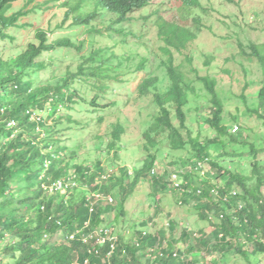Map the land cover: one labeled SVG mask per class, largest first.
Returning a JSON list of instances; mask_svg holds the SVG:
<instances>
[{"label": "trees", "instance_id": "obj_1", "mask_svg": "<svg viewBox=\"0 0 264 264\" xmlns=\"http://www.w3.org/2000/svg\"><path fill=\"white\" fill-rule=\"evenodd\" d=\"M60 1L0 0V264H4L5 259L8 260L6 264H84L85 261L88 264H140L139 254L156 244L155 238H142L143 230H140L135 236L139 237V243L143 241L141 246L135 239L131 245L123 246V240L111 229L110 234L118 241L115 251L107 258L108 243L96 256L88 252L89 245L69 240L72 234L83 229L85 223L89 224L85 231L110 229L105 217H109L112 203L92 197L93 193L99 191L106 198L111 197L122 210L130 193L124 186L129 176L127 168L120 169L122 176L106 178L99 156L91 169L79 165L73 160L80 151L79 145L71 142L73 145L68 149L61 139L65 132L72 133V137L91 133L95 152L101 155L105 149L108 157L112 155L108 167L118 160L125 129L117 119L122 112H107L118 105V102H110L113 85L132 90L124 105L136 106L138 100L151 96L150 103L155 109L142 133L146 159L133 169L132 181L128 183L131 189L150 177L155 190L159 185L165 191L164 183L168 182L171 173H178L179 187L191 191L189 194L180 192L177 197L181 204L194 203L199 218L213 224V231L217 233L215 240L201 239L199 245L205 249L212 245L222 253L235 250L246 257L242 247L233 248L232 242L243 238L247 243L257 245L259 252H264V109L259 112L264 107V88L257 93L256 109L249 111L250 115L256 116V122L247 127L230 113L232 120H228L215 91L214 80L201 78L203 91L208 95L205 99L210 116L204 122L206 130H199L193 136L194 132L186 123L188 118L191 121V93L195 99L200 98L189 79L191 71H197L194 67L195 70L191 69L193 35L175 23L158 25L157 36L166 45L161 49L165 59L162 63L169 80L166 91L159 93V78L150 72L138 73L133 82L110 73L111 57L105 54L112 45V33H124L122 26L133 24V15L149 7L154 0H96L94 9L99 15L97 12L86 15L87 0ZM179 1L181 9H191L201 3L200 0ZM42 3L44 9L50 7L41 11ZM52 9L61 10L63 15L60 22L56 20L54 30L49 28L50 20L48 28L41 26ZM186 14L191 16V13ZM106 15L114 18L108 26L100 23L97 29L91 27L98 19L103 22ZM31 18L38 26L32 24ZM66 23L70 24L65 26ZM116 25H119L118 29H115ZM73 27L86 29L85 39L77 45L69 37L51 38L56 30ZM31 30L34 33L32 39L24 45ZM101 41L110 43L106 46ZM88 46L92 48L89 53L86 52ZM65 49L75 50L81 62L60 65L57 58ZM172 51L180 57L181 64L175 65ZM252 56L260 64L264 76V52L260 54L254 48ZM183 59L186 69L182 68ZM183 130L187 131L186 140L181 135ZM255 132H263L259 133L261 138L257 139ZM68 137L66 135V139ZM188 148L192 152L189 167L196 173V184H193L192 176L181 174L175 167L170 172L161 169L158 176L151 174L157 167L158 158L169 157L168 165L171 166L175 153ZM56 181L70 183L65 196L51 189ZM235 190L238 196L231 204H244V210L237 215H246L248 224L242 219L233 222L231 214L213 197L214 191L226 196ZM100 202H104V206ZM221 214L223 219L218 223L210 220L212 216L218 219ZM149 223L154 225V221ZM149 223L147 221L143 226L147 228ZM176 228V225L171 226L173 233ZM59 231L63 242L51 243L50 237ZM219 233L223 234L222 238ZM187 239V234L183 233L181 240ZM166 260L156 264H169ZM174 261V264H181Z\"/></svg>", "mask_w": 264, "mask_h": 264}, {"label": "rangeland", "instance_id": "obj_2", "mask_svg": "<svg viewBox=\"0 0 264 264\" xmlns=\"http://www.w3.org/2000/svg\"><path fill=\"white\" fill-rule=\"evenodd\" d=\"M200 2L197 7L181 9L179 0H154L149 7L135 13L132 18L133 24L122 26L124 33H118V31L112 33V45L110 50L105 53L107 57H111L110 73L119 76L122 80L133 82L138 73L150 72L152 76L159 78V93H164L169 80L166 78V70L162 63L165 59L161 49L166 45L157 36L158 25L162 26V22L175 23L176 26L188 30L186 33H191L194 38L190 42L191 69L195 68L197 71H191L189 79H191V86L193 85L195 94L200 98L195 99L191 93V121L188 118L186 122L187 126L194 132L193 136L199 130H206L207 127L204 122L210 116L208 100L205 99L208 95L203 91L201 78L214 80L215 91L223 103L225 116L228 120H232V116L228 114L230 113L239 122L247 124V127H252L256 122V116L250 115L249 111L256 109L258 105L257 93L261 88H264V76L261 66L257 59L252 56L254 48L260 54L264 52V0H200ZM40 6H42L41 11L50 7L46 6L44 9L43 3ZM85 8L86 15L94 12L99 15L98 10L94 9L96 8V0H87ZM186 12L191 13V16H188L189 14L187 15ZM47 16L41 26L48 28V21L50 20L52 24L49 28L53 27L54 30L56 20L60 22L63 15L61 10L56 9L53 11L52 9L49 10ZM147 16H149L148 19H146ZM33 19L31 18L32 24L38 26V23L34 22ZM113 20V16L106 15L103 22L98 19L91 23V27L97 29L100 23L108 26ZM69 24L66 23L65 26ZM118 27L119 25H116L115 29H118ZM85 32L86 29H83V27H73L66 30L63 28L56 30V33L53 32L51 38L69 37L71 42L77 45L78 42L85 39ZM33 34L32 30L27 34L24 45L32 39ZM167 36H169L168 32ZM101 42L106 46L110 43V41ZM173 42L176 43V38H173ZM91 51L92 48L88 46L86 52ZM171 53L175 56V65L181 64L177 53H173V51ZM57 62H61L60 65L65 63L74 65L81 62V59L75 50L65 49L61 50ZM205 62L208 65H205ZM186 66L183 59L182 68L186 69ZM130 91L132 90L128 89L127 86H111L112 101L110 102H118V105L107 112H122V115H119L117 119L125 129L121 141L122 151L118 155V160L111 162L113 163L111 167H108V163L112 160V155L108 157L105 149H103L101 155L95 152L93 147L95 141L91 138L93 136L91 133L77 135V137H72V133L67 132L61 134V139L65 141L68 149L73 144L79 145L80 151L73 158L77 164L91 169L99 156L106 178L109 176L111 178L122 176L121 168H127L129 172L124 186L127 188V192L130 191V193L124 203L123 210L118 202L114 200L110 205L111 213L108 215L109 217H105L106 223H110L108 225L109 231L112 229L114 234L123 240V246L131 245L132 239L137 241L139 237L135 236V233L140 230L146 232L144 239L149 236L155 238L156 244L151 248L147 247L139 254L142 264H156L158 261L166 259H168L166 261L169 264H174V259L181 264H264V252H259L257 245L254 243L244 245L240 242L233 245V248L238 245L241 246L246 257L235 250L222 253L213 249L212 245L209 249L199 245L201 239L211 238L215 240L217 233L213 231L214 225L199 218L194 203L192 205L183 203L184 205H182L181 200L177 197L180 193L168 188L170 186L168 182L164 183L165 188L168 189H166L167 191H162L159 185L158 189L155 190L150 184V177L145 183L141 181L131 189L128 183L132 181L133 169L146 159V153L143 149L145 141L142 133L146 128V121L154 115L155 109L152 106L153 103H150L151 96L138 100L136 106L124 105ZM133 98H136V95H133ZM140 104L142 105L139 107ZM263 109L264 107L259 112ZM193 116H195V119H192ZM111 119L115 118L111 117ZM230 122L227 121V123ZM247 130L250 129L247 128ZM247 130L245 131L248 132ZM259 133L263 132H255L257 139L261 138ZM66 135H69L68 139H66ZM181 135L184 140L188 137L185 130L181 131ZM253 138V135L250 134V139L253 140ZM191 153V148L175 153L171 166L168 165V162L171 161L169 157H166L165 160L158 158L157 167L154 170L155 176L160 174L161 169H168L170 172L175 167V170H178L181 174L192 176L193 184H196L198 182L196 173L193 170L191 171V167H189L192 158ZM262 157L264 160V155ZM63 158L65 159L67 156ZM212 173H214L213 170ZM102 180V178L98 180L99 184L102 183ZM96 193L102 195V201L105 196L99 191ZM57 198L60 199L61 196H57ZM100 203L103 206L105 204L104 202ZM147 221L148 223L154 221V225L148 229L145 228L143 223ZM167 223L169 229L166 227ZM173 225L177 227L175 233L171 229ZM188 229L191 231V238L187 241L181 240V233L185 230L189 231ZM62 239L61 231L50 237L51 243H61L63 242ZM142 242L137 241L140 246ZM179 247H183V250ZM176 251L187 258L182 261L172 255L171 257L174 258L172 259L169 255ZM128 256L132 260L131 255L128 254ZM146 260H149V262L146 263ZM3 262L6 264L8 260L5 259Z\"/></svg>", "mask_w": 264, "mask_h": 264}, {"label": "built area", "instance_id": "obj_3", "mask_svg": "<svg viewBox=\"0 0 264 264\" xmlns=\"http://www.w3.org/2000/svg\"><path fill=\"white\" fill-rule=\"evenodd\" d=\"M155 172H152V175ZM211 174H213L211 172ZM201 175H204L203 172L201 173ZM169 183V187L176 190L177 192H181L182 194H189L191 193V191L189 190H183L179 187V183H178V173H171V176L168 180ZM70 186V183L65 182V181H56L52 184L51 189H53L56 192H65V190L67 189V187ZM73 187V186H72ZM180 193V194H181ZM199 193V191H198ZM102 195H99V193H93L92 197L94 198H98L101 199ZM238 196V192L232 191L231 193H229V195L226 196H220L218 192L214 191L213 192V197L216 198V200H218L216 203L219 204L220 206L224 207V209L226 211H228L231 214V218L233 220V222H238L240 219H242L244 224H248V218L246 215H242L241 217H238V213H241L244 210V204L242 202H236V204H231V200L235 199ZM103 200L107 201L108 204L113 202V199L111 197H103ZM223 219V214H221L219 216L218 219H215L214 216L210 217V220L213 222H219L220 220ZM89 226L88 223H85L83 229H81L80 231L75 232L74 234H72L69 237V240H78L81 241L83 244L85 245H89L90 248L88 250L89 253L94 254L96 256H98L100 254V249L105 245V244H109L110 245V250L108 252V254L106 255L107 258H109L112 253L115 251L116 249V245H117V241L118 238L116 236H113L110 234L109 230H105V229H94L91 231H85V229H87ZM153 223L148 224V227H152ZM166 227L169 229V224H166ZM146 232L143 231L142 234V238L145 237ZM223 234L219 233V238H222ZM232 242L234 244H239L240 242H242L244 245L247 244V242H245L244 240L241 239H233ZM264 244V241H263ZM183 250V249H182ZM153 251V250H151ZM173 257L174 258H178L182 261H184L187 257L185 255H181L178 251L173 253ZM84 264H88L87 261L84 262Z\"/></svg>", "mask_w": 264, "mask_h": 264}, {"label": "crops", "instance_id": "obj_4", "mask_svg": "<svg viewBox=\"0 0 264 264\" xmlns=\"http://www.w3.org/2000/svg\"><path fill=\"white\" fill-rule=\"evenodd\" d=\"M189 230V229H188ZM184 231V230H183ZM183 233H185V234H187V238L188 239H190L191 238V231L189 230V231H187V230H185V232H183ZM183 233H181V237H182V234ZM180 249H183V247H179ZM191 250V249H190ZM223 257V256H222Z\"/></svg>", "mask_w": 264, "mask_h": 264}, {"label": "clouds", "instance_id": "obj_5", "mask_svg": "<svg viewBox=\"0 0 264 264\" xmlns=\"http://www.w3.org/2000/svg\"><path fill=\"white\" fill-rule=\"evenodd\" d=\"M152 174V173H151ZM158 176V175H157ZM168 188H170L169 186H168Z\"/></svg>", "mask_w": 264, "mask_h": 264}]
</instances>
